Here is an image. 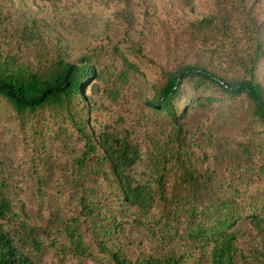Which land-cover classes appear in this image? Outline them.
Instances as JSON below:
<instances>
[{
    "label": "trees",
    "instance_id": "16d2710c",
    "mask_svg": "<svg viewBox=\"0 0 264 264\" xmlns=\"http://www.w3.org/2000/svg\"><path fill=\"white\" fill-rule=\"evenodd\" d=\"M212 1L213 12L188 24L183 42L234 70L231 81L143 55L151 37L143 1L135 43L125 4L115 31L124 24V38L100 37L76 63L42 33L24 44L0 2V100L19 142L15 161L0 155V264H264V156L252 137L264 129L262 23L248 0ZM125 42L135 59L118 70ZM10 45L21 47L19 57ZM129 72L153 74L142 102L120 101ZM91 86L113 103L105 121L86 94ZM235 103L251 110L249 122L231 147L230 135L214 149L222 153L215 180L201 139L219 108ZM250 239L259 245L247 246Z\"/></svg>",
    "mask_w": 264,
    "mask_h": 264
},
{
    "label": "rangeland",
    "instance_id": "374dc122",
    "mask_svg": "<svg viewBox=\"0 0 264 264\" xmlns=\"http://www.w3.org/2000/svg\"><path fill=\"white\" fill-rule=\"evenodd\" d=\"M123 1V0H122ZM121 0H0L2 8L9 7L12 12L11 21L16 32L24 41L30 37H37L39 33L47 36L51 43L61 48V52L67 62L76 63L78 59L87 57L88 47L96 45L100 37L109 35L114 42L117 37L123 36L124 24L115 32L121 20L122 10L129 8V16L132 17L131 31H128L129 41L135 43L139 39L140 30L137 27L138 21L142 19L139 2L147 5V12L151 13L148 18L147 27L150 38L142 44L141 52L157 64L175 62L176 64H197L206 70L231 81L236 78L234 70H229L222 65L219 58L211 54L200 53L196 49L187 46L183 42L184 32L188 24L194 23L207 17L214 10L212 0H128L127 3ZM251 5V13L255 19L262 23L261 39L264 46V0H248ZM128 11V10H127ZM3 28V27H2ZM32 31L29 36L28 30ZM128 30V29H127ZM6 35V32L3 33ZM153 35V36H152ZM1 36V35H0ZM4 39V38H3ZM12 44V43H11ZM12 54L19 57L21 47L10 45ZM136 48L125 42L119 46V53L116 54L113 64L119 70L123 67L122 59L133 61ZM101 55V54H100ZM94 63V59L91 60ZM256 79L264 88V61L257 66ZM153 81V74L146 72L135 74L129 72L128 90L120 101H129V104L142 102L150 93V85ZM94 87L86 90V94L95 101L98 109L95 116L100 120L110 118L111 101L103 94L94 92ZM206 93V92H204ZM128 107H130V105ZM246 104L235 103L234 107L227 109L220 107L219 114L212 120L209 126V134L201 139L200 151L206 154L209 170L212 178L221 180V159L222 153L214 151L215 148H225L226 142L230 144L233 135L239 134L249 122L250 109ZM197 110V109H196ZM191 114L194 110H190ZM194 114V113H193ZM188 116L190 123L194 115ZM139 116V114H138ZM137 116V117H138ZM134 120V116L132 117ZM141 120L146 117L140 118ZM158 124H163L164 119L157 116ZM195 121H197L195 119ZM150 123V121H148ZM91 126L96 130L95 118L91 120ZM256 153L264 156V129L252 131ZM19 146L16 126L11 119L8 108L0 100V155L2 161H15ZM240 148H232V157H239ZM239 159V158H236ZM247 246L259 245L257 239L245 240Z\"/></svg>",
    "mask_w": 264,
    "mask_h": 264
}]
</instances>
